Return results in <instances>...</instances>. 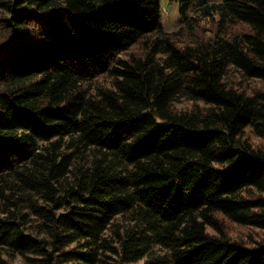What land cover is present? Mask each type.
<instances>
[{
    "label": "trees",
    "instance_id": "1",
    "mask_svg": "<svg viewBox=\"0 0 264 264\" xmlns=\"http://www.w3.org/2000/svg\"><path fill=\"white\" fill-rule=\"evenodd\" d=\"M179 3L0 0V264H264V0Z\"/></svg>",
    "mask_w": 264,
    "mask_h": 264
},
{
    "label": "rangeland",
    "instance_id": "2",
    "mask_svg": "<svg viewBox=\"0 0 264 264\" xmlns=\"http://www.w3.org/2000/svg\"><path fill=\"white\" fill-rule=\"evenodd\" d=\"M160 5H161V23L164 27L165 30L167 31H174L177 30L179 27V21H180V13H179V7L180 3L179 0H159ZM211 26L209 25L208 22L202 23V29L206 33H209V29ZM141 45L139 43L134 44L131 48V50H138ZM232 80H239V76L233 74L231 77ZM102 82L105 81L101 80ZM247 84H250L251 87H255L256 82L253 80L248 81ZM187 102H181L178 104L180 107H185L187 106ZM227 229L229 233L233 237H258L260 235L259 230L253 229V228H248V227H243L238 224L231 223L229 221H226ZM13 264H25L21 258H16L13 261Z\"/></svg>",
    "mask_w": 264,
    "mask_h": 264
}]
</instances>
